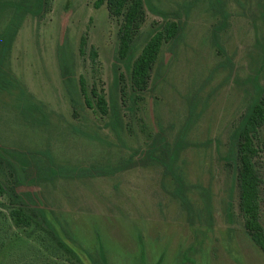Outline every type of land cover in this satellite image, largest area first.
Segmentation results:
<instances>
[{
    "label": "rangeland",
    "instance_id": "374dc122",
    "mask_svg": "<svg viewBox=\"0 0 264 264\" xmlns=\"http://www.w3.org/2000/svg\"><path fill=\"white\" fill-rule=\"evenodd\" d=\"M96 2L49 0L44 15L27 16L13 43L9 67L49 113L50 123L45 127L27 121L10 98L0 96V145L49 150L66 167L107 170L58 177L35 187L59 233L66 241L72 238L74 245L67 242L87 264L88 253L99 256L102 264H264V253L246 234L227 158L231 135L253 98L254 83L264 86V0H225L230 18L217 35L221 17L206 0H150L136 58L166 22L180 20L183 32L176 46L163 44L142 91L132 87L122 63L116 87L121 20L112 17L106 5L97 8ZM10 18L7 12L0 29ZM63 47L75 95L63 78ZM82 78L94 105L93 89L108 101L116 98L123 118L120 137L107 125L110 116L87 105ZM191 106L199 117L189 129V147L181 154L180 166L191 185L210 189L211 228L191 225L164 168L140 161L161 133L171 144L176 142ZM256 147L264 227V128ZM131 158L129 168L112 171ZM0 182L12 184L11 171L3 163ZM192 198L199 201L198 195ZM8 205L9 196L0 195V264H77L42 231L15 227Z\"/></svg>",
    "mask_w": 264,
    "mask_h": 264
},
{
    "label": "trees",
    "instance_id": "16d2710c",
    "mask_svg": "<svg viewBox=\"0 0 264 264\" xmlns=\"http://www.w3.org/2000/svg\"><path fill=\"white\" fill-rule=\"evenodd\" d=\"M209 7L221 17V23L215 28V35L225 29L230 18L226 11L225 0H206ZM96 7L106 5L112 17L121 20L119 30L118 57L115 65V85L120 84L122 75L119 64H123L131 77L132 87L137 91L145 90L151 77V72L159 58L164 43L176 46L181 39L183 28L180 20L166 22L163 29L153 33L138 53V37L146 20V6L150 0H97ZM49 7V0H0V25L7 12L11 18L7 25L0 29V96L8 97L13 106L27 121L40 126H47L49 113L26 92L22 83L9 67V55L13 43L27 16L40 17ZM86 40L81 42L84 51ZM60 61L63 78L70 92L75 95L76 86L71 64L64 47L60 51ZM93 50L92 58L97 57ZM80 88L86 97L89 107H96L103 116H110L108 127L117 135L123 132V118L114 95L108 101L96 89L91 91L97 99L95 105L89 98L86 82L82 78ZM199 117L195 107H190L189 118L174 144H171L164 133H161L147 150L140 161L154 163L164 168L165 176H170L174 184L173 195L180 201L188 214V220L195 226L200 223L208 227L214 225L213 205L210 189L203 186L191 185L180 166L181 154L188 149L186 141L188 132L195 119ZM264 128V86L260 82L253 85V98L247 112L230 138V149L227 158L234 169V187L239 192V210L244 220V228L249 239L264 253V227L260 220V176L255 164L258 154L256 140ZM134 158L129 159L113 172L124 171L133 164ZM0 163L6 164L11 171V185L5 186L0 182V195L9 196V219L20 229L42 231L63 249L77 264H87L80 254L59 233L47 211V206L35 187L41 182L53 181L58 177L79 178L86 174L108 173L105 168H80L59 165L49 150L22 151L0 145ZM100 171V172H99ZM198 195L199 201L192 198ZM229 210L231 207L229 204ZM232 212V211H231ZM66 237V236H65ZM74 245V244H73ZM90 264H102L99 256L88 253ZM104 256V255H103Z\"/></svg>",
    "mask_w": 264,
    "mask_h": 264
}]
</instances>
